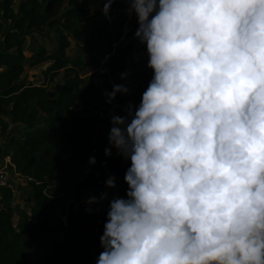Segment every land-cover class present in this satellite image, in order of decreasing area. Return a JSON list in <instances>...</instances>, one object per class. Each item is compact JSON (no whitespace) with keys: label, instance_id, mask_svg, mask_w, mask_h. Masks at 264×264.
Masks as SVG:
<instances>
[{"label":"clouds","instance_id":"obj_1","mask_svg":"<svg viewBox=\"0 0 264 264\" xmlns=\"http://www.w3.org/2000/svg\"><path fill=\"white\" fill-rule=\"evenodd\" d=\"M89 2L109 23L127 5L152 71L139 103L110 116L104 155L129 162L127 188L95 264H264V0ZM128 92L114 83L106 103Z\"/></svg>","mask_w":264,"mask_h":264},{"label":"trees","instance_id":"obj_2","mask_svg":"<svg viewBox=\"0 0 264 264\" xmlns=\"http://www.w3.org/2000/svg\"><path fill=\"white\" fill-rule=\"evenodd\" d=\"M90 4L0 0V130L5 132L9 125L3 115L21 128L9 133L5 154L16 176L27 178L31 198L29 215L12 202V187L0 186V264H95L107 211L95 204L72 211L71 200L81 199L86 190L107 192L108 198L100 203L109 206L113 195H125L123 177L129 162L114 149L113 156L104 155L113 110L104 96L106 84L91 92L82 85L81 75L112 50L121 25L111 32L113 18L109 23L100 10L89 14ZM123 8V3H114L111 16ZM30 34L43 35L49 45H36L32 38L25 46ZM40 62H45L41 72L46 81H54L59 70L66 69L55 93L43 80L23 76L26 63ZM125 70L133 80L127 103L138 104L152 71L135 63ZM105 117L108 126L95 136V125ZM91 156L96 157L94 165L88 162ZM109 174L116 176L115 188L105 185ZM16 176L9 174L7 179L14 184Z\"/></svg>","mask_w":264,"mask_h":264},{"label":"rangeland","instance_id":"obj_3","mask_svg":"<svg viewBox=\"0 0 264 264\" xmlns=\"http://www.w3.org/2000/svg\"><path fill=\"white\" fill-rule=\"evenodd\" d=\"M124 8L127 7L126 4H124ZM13 6L16 8L17 4L14 3ZM95 7L97 12L100 10L102 5H93L90 4L89 6V14L90 8ZM123 8V9H124ZM113 18V24L111 25L110 31L112 32L114 30V26L117 24L121 25V31L122 34H124V38L120 40L118 44H116L112 48L108 54H103L102 57L99 59V62L91 67L86 69L85 71L81 72V75L83 77L82 85L88 87L91 92H95L96 89L99 86H102L106 84V91H111L112 86L114 83H126L127 87L130 89V86L132 84V79L128 76L126 80L120 79V73L126 71L125 69L130 63L135 64H142L146 65V58L145 57H139L136 56L135 52L137 48H135L137 45L140 47H144L143 45H140L137 40L133 38V33L135 31V28L137 27L135 18H133L131 21L128 20L126 14L121 10L112 16ZM8 22V21H6ZM37 31V30H35ZM41 34V33H38ZM43 35H35L30 34L27 35L25 46L32 44L33 41L32 38H34L35 44H39L41 42H45V44L49 45V41L47 38L42 37ZM135 43V44H134ZM98 46H100V43H97ZM113 46V45H112ZM106 46H103V49ZM45 66V62H40L35 65H28L25 64L23 76H26L28 79H31L33 82H40L44 81L46 82L47 86L51 88L53 93L56 92L58 86H59V77H62L63 74L66 72V69L61 68L55 78L54 81H46L44 80V75L41 72V68ZM128 93L126 95H120L117 94L116 98L110 103V107L113 109L111 111V114L116 113L119 115H123L122 109L125 108L127 103ZM101 114L103 116H106V110H101ZM5 118L8 119L9 125L5 132H1L0 130V144L3 146L2 152H0V167L7 168L9 171V174L16 176V173L14 172L13 166H9V162L7 160V155L5 154V150L8 149V135L12 131H21V128H19L17 123L11 122L10 117L7 115H3ZM109 120L104 118V120L99 121L95 125V136L104 131L106 126H108ZM15 183L12 186L13 189V196H12V202L14 204L19 205V207L25 209L29 215H31V198L29 195L30 187L27 185V178L22 175H18L15 178ZM29 195V196H28ZM90 196H96L99 197L100 194H93L90 190H86L83 194L82 198L90 197ZM95 203V206L99 205L102 208H104L106 211L108 210V205H102V203ZM91 205H88L87 207H90ZM69 209H71L69 207ZM78 208H72V211H77ZM66 217L65 215L63 218ZM65 221V220H64ZM63 234H61V237Z\"/></svg>","mask_w":264,"mask_h":264},{"label":"built area","instance_id":"obj_4","mask_svg":"<svg viewBox=\"0 0 264 264\" xmlns=\"http://www.w3.org/2000/svg\"><path fill=\"white\" fill-rule=\"evenodd\" d=\"M124 38V34H121L120 36H119V38L116 40V41H114L113 43H112V48H115L114 46L116 45V44H118L119 42H120V40H122ZM106 54H108V53H106ZM135 54H136V56H139L140 58L141 57H145L146 58V56L144 55V47H138L137 48V50H136V52H135ZM7 160H8V162H9V166H13V169H14V165H13V163L10 161V158H9V156L7 155ZM14 172L17 174V172L15 171V169H14ZM8 176H9V171H8V169L7 168H2V167H0V186H9V187H12L13 186V184H12V182L11 181H9L7 178H8ZM88 197H85V198H81V199H79V200H71V209L72 208H78V209H81V208H84V207H87L88 206V204H86L85 203V200L87 199ZM64 220H65V217H64ZM66 221V220H65Z\"/></svg>","mask_w":264,"mask_h":264},{"label":"water","instance_id":"obj_5","mask_svg":"<svg viewBox=\"0 0 264 264\" xmlns=\"http://www.w3.org/2000/svg\"><path fill=\"white\" fill-rule=\"evenodd\" d=\"M101 110H104V109H101Z\"/></svg>","mask_w":264,"mask_h":264}]
</instances>
